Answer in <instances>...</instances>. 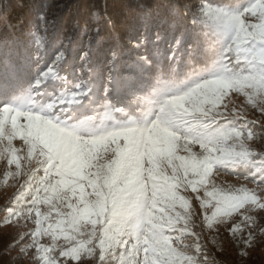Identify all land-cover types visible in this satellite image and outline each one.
Segmentation results:
<instances>
[{
	"label": "snow or ice",
	"instance_id": "snow-or-ice-1",
	"mask_svg": "<svg viewBox=\"0 0 264 264\" xmlns=\"http://www.w3.org/2000/svg\"><path fill=\"white\" fill-rule=\"evenodd\" d=\"M10 8L0 0V23ZM141 9L127 39L110 17L57 35L39 8L23 35L0 34V97H11L0 101V141L9 165H30L31 200L21 191L16 203L35 212L36 227L21 239L31 236L25 247L35 249L38 264H59L55 248L40 243L45 234L70 242L59 251L68 261L219 264L199 243L179 190L204 189L197 198L209 227L248 206L264 209L244 184L209 188L214 170L264 185V123L225 102L243 93L264 118V0L238 8L168 0L162 14ZM17 138L24 157L13 147ZM18 215L10 208L5 222ZM241 223L250 242L254 217L242 213ZM185 236L195 237L194 246ZM190 247L191 255L182 250Z\"/></svg>",
	"mask_w": 264,
	"mask_h": 264
},
{
	"label": "rangeland",
	"instance_id": "rangeland-1",
	"mask_svg": "<svg viewBox=\"0 0 264 264\" xmlns=\"http://www.w3.org/2000/svg\"><path fill=\"white\" fill-rule=\"evenodd\" d=\"M249 2L250 0H221L216 3H226L232 8H238L246 6ZM251 2H254V0H251ZM247 19L252 23L258 22L256 17L249 16ZM185 67L182 65L181 70H185ZM165 71H167V65H165ZM225 102L228 103L229 108L236 107L243 109L249 119H259L264 123V118L260 116V113L247 104V97L243 93L233 91L226 98ZM117 107H123V105H117ZM87 115L91 116L93 113L89 112ZM80 119L83 118L80 117ZM251 143L257 150L261 149L259 142L253 141ZM6 146V140L0 141V236L7 241L6 253L9 258L7 264H38L39 258L35 249L25 247L32 243L31 236L21 239L22 235L36 227L35 212L33 211L31 216H29L27 207L16 203L17 196L20 195L21 191L24 193L21 197L22 200H31L26 183L27 169L30 165L26 160H22L20 170H17L14 164L9 165V156L5 152ZM13 147L18 150L17 154L19 156L24 157L26 155V145L19 138L13 141ZM193 151L199 152L200 149L198 146H195ZM34 164L35 160L32 161L31 166H34ZM18 171L19 174H17ZM213 184L221 189L240 187L241 184H244L249 190H253L258 196H261L262 202H264V185L244 181L243 176L238 177L224 170H214L209 181V188ZM22 185H24L23 188L21 187ZM179 191L191 203L193 231L199 235V243L205 249L206 254L213 257L219 264H264V209H260L257 206H248L246 209H242L240 213H234L232 217L226 218L225 222L214 223L212 227H209L203 220L205 209L200 207V199L205 198L204 189L200 188L198 192H193L190 187L186 190L182 187ZM39 207L42 213L49 211L47 205L41 204ZM58 207L61 212L68 211L64 204H58ZM10 208L20 213V215L12 216L8 222H5V217L9 215ZM211 211V208L207 209L208 214H211ZM242 213L253 216L255 220V227L251 229L253 231V238L250 242H246L248 241L250 229L244 227L241 223ZM51 215L52 220L50 222L55 223V220L58 218L57 213L52 212ZM234 223L238 225L235 235L229 231ZM45 227H47V224H45ZM82 231H87V228H83ZM40 243L55 248V252L52 255L59 259V264L78 263L77 261H68L65 257H59L60 249L70 246V242L62 236L53 240L50 235L45 234L40 237ZM183 243L194 246L196 239L195 237L185 236ZM182 250L191 255L193 254L194 247ZM93 260V257L83 256L81 258L84 264H93Z\"/></svg>",
	"mask_w": 264,
	"mask_h": 264
},
{
	"label": "trees",
	"instance_id": "trees-1",
	"mask_svg": "<svg viewBox=\"0 0 264 264\" xmlns=\"http://www.w3.org/2000/svg\"><path fill=\"white\" fill-rule=\"evenodd\" d=\"M218 1L221 0H215ZM167 2L168 0H9L11 8L7 19L0 23V34L23 35L36 22L39 14L36 10L39 8L54 26L52 31L57 35L63 34L73 25L87 22L95 26L98 21L103 23L105 17H110L121 38L127 39L130 35H135L131 25L136 24L142 11L141 5L156 7L158 13L162 14ZM10 99V96L0 97V101ZM6 245L7 241L0 236V264H7L9 261ZM77 264L84 263L80 261Z\"/></svg>",
	"mask_w": 264,
	"mask_h": 264
}]
</instances>
